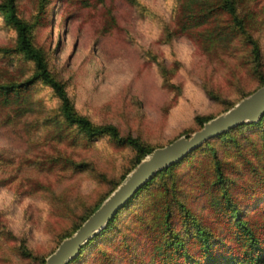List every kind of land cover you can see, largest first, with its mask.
Listing matches in <instances>:
<instances>
[{"label": "rangeland", "instance_id": "1", "mask_svg": "<svg viewBox=\"0 0 264 264\" xmlns=\"http://www.w3.org/2000/svg\"><path fill=\"white\" fill-rule=\"evenodd\" d=\"M238 1L247 30L259 43L264 72V0ZM37 7L38 0H17V13L25 20ZM209 7L205 19L191 15ZM43 9L32 41L44 51L76 111L148 145L190 133L198 126L196 115L214 116L258 84L248 45L212 0H46ZM13 41V30L0 14V47ZM31 70L20 54L0 50V82L24 79ZM57 103L39 81L0 96V264H37L134 166L131 148L107 135L86 138L64 123ZM215 145L228 161L225 168L233 161L231 176L260 191L255 185L258 177L264 180V150L254 149L253 156L243 145L255 164L252 176L224 140ZM73 161L80 165L73 168ZM211 165L206 152H193L173 168L169 196L214 226L207 186ZM158 186L154 179L142 189L68 264H145L151 241L161 234L153 213L167 193L156 194ZM259 205L264 207V200ZM177 226L180 235L191 227ZM214 255L226 260L217 250Z\"/></svg>", "mask_w": 264, "mask_h": 264}, {"label": "trees", "instance_id": "2", "mask_svg": "<svg viewBox=\"0 0 264 264\" xmlns=\"http://www.w3.org/2000/svg\"><path fill=\"white\" fill-rule=\"evenodd\" d=\"M45 2L46 0H38L37 11L33 14L32 19L28 21L17 13V0H0L2 20L12 28L14 34L13 45L0 47V50L3 53H18L28 60L32 66L30 74L24 79L0 82V96L4 98L11 93L27 89L36 81L45 84L57 98L58 113L65 124L72 125L88 139L107 135L114 143L128 146L133 151L131 165L135 164L156 146L148 145L139 137L130 133L122 134L112 123H95L86 115L77 112L64 83L57 79L48 67L44 51L33 43L31 31L44 18L45 10L43 8ZM238 2V0H212V3L216 4V10H222L228 14L232 25L230 28L239 32L248 45L251 70L257 79V86H259L264 82L261 51L257 39L246 28V15L239 13L237 10ZM209 10L210 7L206 8V13L205 11H199L197 14L192 12L191 15H197L199 21L208 16ZM210 117L212 116L196 115L194 120L198 125L197 128ZM216 140H224L229 145L230 150L235 153L237 159L246 164L252 176L257 174L254 161H251V156L247 158V149L243 148V145L247 144L248 149H253L250 154L253 156L255 154L254 149H257L258 153L264 150V112L256 121L238 123L226 131L206 139L187 152L181 159L161 167L151 178L142 183L119 208L126 207L154 179L159 181L156 194L163 196L167 193L163 203L159 204L160 207L153 213V217L156 218L154 226L161 234L151 241L148 261L145 264H264V219H259L264 216V207L259 205V202L264 200V189H262L264 180L261 181L258 177L259 180L255 185V188H259L258 190L262 192L258 190L256 192L251 184H241L236 181L231 176L234 163L231 161L230 166L225 168L224 164L228 161H223L221 158L215 145ZM198 150L206 152L212 162L211 179L207 186L209 187L208 191H210L208 205L216 215L214 226L205 224L183 200L177 197L170 199L169 196L174 190L172 184L173 168ZM79 165V162H72L73 168ZM84 168L81 167V169ZM96 206L97 204L92 206L88 212L80 217L74 227L61 237L69 235ZM119 209L107 221L105 228L85 241L80 246L78 254L66 264L79 258L89 243L108 229ZM249 212H255V216L249 218ZM177 222H180L182 226L188 223L191 227H185L183 235H180L178 229L181 227L177 226ZM22 250L25 254H28V251L24 250L23 247ZM215 250L225 254L226 260L221 262L216 257H212L215 256ZM206 254H210L209 257ZM43 258L40 257L37 264H42Z\"/></svg>", "mask_w": 264, "mask_h": 264}, {"label": "water", "instance_id": "3", "mask_svg": "<svg viewBox=\"0 0 264 264\" xmlns=\"http://www.w3.org/2000/svg\"><path fill=\"white\" fill-rule=\"evenodd\" d=\"M263 112L264 82L222 112L203 121L190 133L178 135L167 143L153 147L69 235L59 240L44 257L42 264H66L78 254L80 246L101 229L138 187L157 170L181 159L206 139L238 123L256 121Z\"/></svg>", "mask_w": 264, "mask_h": 264}]
</instances>
